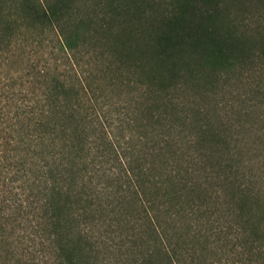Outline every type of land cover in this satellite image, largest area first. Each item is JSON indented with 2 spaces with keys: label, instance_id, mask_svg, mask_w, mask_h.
Returning a JSON list of instances; mask_svg holds the SVG:
<instances>
[{
  "label": "trees",
  "instance_id": "16d2710c",
  "mask_svg": "<svg viewBox=\"0 0 264 264\" xmlns=\"http://www.w3.org/2000/svg\"><path fill=\"white\" fill-rule=\"evenodd\" d=\"M3 64L0 264H264V0H0Z\"/></svg>",
  "mask_w": 264,
  "mask_h": 264
},
{
  "label": "rangeland",
  "instance_id": "374dc122",
  "mask_svg": "<svg viewBox=\"0 0 264 264\" xmlns=\"http://www.w3.org/2000/svg\"><path fill=\"white\" fill-rule=\"evenodd\" d=\"M42 47V44L35 45L28 43L22 49L15 51L16 56L11 57L12 60L9 65V67L11 68L10 71L23 76L22 74L26 72L28 64H31V62L37 63L38 60L42 61V58L44 57V55H46L44 54L45 51ZM41 61L38 62V66L40 65ZM5 66L6 64L0 66V78L6 72ZM22 79H24V77ZM13 80H16V82H18V79L16 78H14ZM16 90L17 89H13L14 92H16Z\"/></svg>",
  "mask_w": 264,
  "mask_h": 264
}]
</instances>
